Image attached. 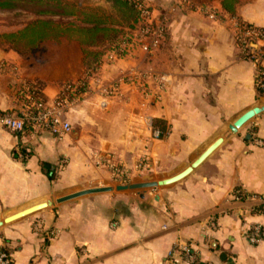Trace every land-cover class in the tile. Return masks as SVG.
<instances>
[{"label": "crops", "instance_id": "0c3cea01", "mask_svg": "<svg viewBox=\"0 0 264 264\" xmlns=\"http://www.w3.org/2000/svg\"><path fill=\"white\" fill-rule=\"evenodd\" d=\"M139 1L164 26L161 43L147 52L137 27L91 74L74 40L43 42L25 56L0 47V112L30 105L28 89L51 104L70 85L72 101L62 114L71 129L61 136L0 124V221L52 202L0 226L11 264H174L171 251L182 242L207 264H264V213L253 198H264V111L231 130L264 103L238 40L240 25L264 29V0H226L234 12L223 0ZM219 138L171 185L57 202L92 187L171 177ZM254 226L258 243L248 239Z\"/></svg>", "mask_w": 264, "mask_h": 264}, {"label": "trees", "instance_id": "16d2710c", "mask_svg": "<svg viewBox=\"0 0 264 264\" xmlns=\"http://www.w3.org/2000/svg\"><path fill=\"white\" fill-rule=\"evenodd\" d=\"M108 2L109 6H80L69 0H0V11L29 6L42 16L17 28L0 31V47L27 55L45 40H74L81 45L84 64L91 74L99 65L105 46L117 49L128 43L133 38L132 30L144 23L142 10L147 8L139 0ZM223 6L234 12L232 3L223 0ZM37 86L43 84L38 81ZM154 127L165 132L159 120L154 121Z\"/></svg>", "mask_w": 264, "mask_h": 264}, {"label": "built area", "instance_id": "2783aa9c", "mask_svg": "<svg viewBox=\"0 0 264 264\" xmlns=\"http://www.w3.org/2000/svg\"><path fill=\"white\" fill-rule=\"evenodd\" d=\"M185 2L192 3L191 0H185ZM142 19L144 23L140 27L139 37L143 48L147 52H151L161 43L164 26L161 23H156L147 9L142 10ZM239 29L238 40L244 57L254 65L257 87L264 94V29L247 25H240ZM70 89V85L66 86L64 91L51 104L40 99L30 89L25 90V95L31 102L30 105L22 109L20 113L0 112V124L19 132L23 131L28 125H33L50 129L61 136L71 129L70 123L62 117L63 112L70 108L72 104V101L66 96L67 91ZM105 91L108 94V91ZM102 104L105 105V102ZM153 134L159 138L162 133L155 130ZM258 142L264 144L260 140ZM253 198L260 202L264 213V198L259 196ZM261 237V227L259 226H254L248 235V239L252 243H258ZM171 256L174 264H207L200 260L190 242L177 243L171 251ZM0 264H11L9 254L1 247Z\"/></svg>", "mask_w": 264, "mask_h": 264}, {"label": "water", "instance_id": "95a60500", "mask_svg": "<svg viewBox=\"0 0 264 264\" xmlns=\"http://www.w3.org/2000/svg\"><path fill=\"white\" fill-rule=\"evenodd\" d=\"M264 111V103L262 105L255 106L251 109H249L246 113H244L241 117H239L232 125L231 130L233 133H236L240 127L248 123L252 118H254L256 115L262 113ZM223 138H219L216 140L209 148H207L190 166H188L186 169L181 171L180 173L173 175L168 178L159 179V180H153V181H144L139 183H129V184H120L116 186H105V187H92L88 189L79 190L73 193H70L68 195H64L62 197H59L57 199V202L61 203L85 194L90 193H96V192H105V191H111V190H125V189H147V188H155L159 186H167L171 185L173 183H176L185 177H187L190 173H192L195 168H197L207 157H209L222 143ZM52 202L47 203H41L38 205H35L33 207H30L26 210H23L19 213H16L8 218H6L4 221H0V226L4 222L13 221L15 219L21 218L23 216L29 215L35 211H38L42 208L47 207L48 205H51Z\"/></svg>", "mask_w": 264, "mask_h": 264}, {"label": "rangeland", "instance_id": "374dc122", "mask_svg": "<svg viewBox=\"0 0 264 264\" xmlns=\"http://www.w3.org/2000/svg\"><path fill=\"white\" fill-rule=\"evenodd\" d=\"M72 2H75L77 5H82V6H90V5H107L109 6V4H103L102 2H104L103 0H69ZM193 2V0H191ZM184 3L185 0H183ZM102 3V4H99ZM187 4V3H186ZM192 4V3H191ZM36 8L33 7H20L16 10L13 11H0V31H6V30H10V29H14L19 27L20 25L29 22L33 19L42 17L40 15H38L34 10ZM57 18V17H54ZM140 30V29H138ZM133 32V30H132ZM60 42L59 40H45L43 42ZM41 42V43H43ZM39 43V44H41ZM109 48L108 46H105L103 49H107ZM29 54V53H28ZM25 56V55H23Z\"/></svg>", "mask_w": 264, "mask_h": 264}]
</instances>
